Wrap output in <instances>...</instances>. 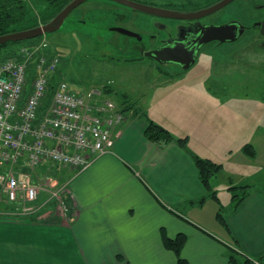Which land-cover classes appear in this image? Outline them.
I'll list each match as a JSON object with an SVG mask.
<instances>
[{"label":"crops","instance_id":"1","mask_svg":"<svg viewBox=\"0 0 264 264\" xmlns=\"http://www.w3.org/2000/svg\"><path fill=\"white\" fill-rule=\"evenodd\" d=\"M120 99L131 105L127 94ZM128 110L111 151L77 173L65 171L71 197L65 209L51 207L40 220L0 216V264H175L178 258L226 264L232 251L264 264V140L208 151L204 158L222 168L205 186L193 149L148 140L147 119ZM186 136L188 144L192 135ZM247 143L253 156L243 150ZM230 171L235 185L229 176L226 187L215 188ZM217 191L228 194V207L217 212L216 205L213 216L199 221L194 209L216 201ZM179 234L184 243L176 252L166 240Z\"/></svg>","mask_w":264,"mask_h":264},{"label":"rangeland","instance_id":"2","mask_svg":"<svg viewBox=\"0 0 264 264\" xmlns=\"http://www.w3.org/2000/svg\"><path fill=\"white\" fill-rule=\"evenodd\" d=\"M132 1L164 8L206 4L205 0ZM234 4L229 12L242 16L240 13L246 6ZM34 6L38 11V6ZM148 17L155 16L112 0H86L66 17L59 29L15 42V46L30 47L40 40L46 41L48 51L60 57V78L73 91L81 93L108 84L111 89L108 97L115 103L127 94L135 115L163 126L177 138L192 135L186 146L199 157L211 155L208 152L211 150H235L251 137L256 138L255 142L264 140V51L256 53L244 39L220 46L209 44L189 69L166 70L150 57L134 53L130 49L132 37L110 29L121 27L146 36L143 26ZM6 53L5 47L0 57H6ZM125 113L128 115V110ZM49 166L57 171L56 177L65 173L61 168ZM40 170L42 174L53 175L46 165ZM234 175L233 171L223 172L224 177L215 188L226 187L229 176L233 178L231 185H235ZM64 177L58 180L64 182ZM217 192L216 201L208 198L194 209L199 221L208 220L217 207V212L223 206L228 207V194ZM0 205H4L2 200ZM54 206L52 203L40 208L36 219ZM252 260L260 264L257 259Z\"/></svg>","mask_w":264,"mask_h":264},{"label":"built area","instance_id":"3","mask_svg":"<svg viewBox=\"0 0 264 264\" xmlns=\"http://www.w3.org/2000/svg\"><path fill=\"white\" fill-rule=\"evenodd\" d=\"M59 64L44 40L0 57V216L32 217L51 202L65 209L69 180L39 168L77 173L112 150L125 121L122 106L102 87L78 93L61 78L45 104Z\"/></svg>","mask_w":264,"mask_h":264},{"label":"flooded vegetation","instance_id":"4","mask_svg":"<svg viewBox=\"0 0 264 264\" xmlns=\"http://www.w3.org/2000/svg\"><path fill=\"white\" fill-rule=\"evenodd\" d=\"M8 1L10 2V0ZM219 1L221 0H205L206 4L193 6L191 8L180 6L158 8L178 11L181 13H189L208 9ZM236 1L237 0H232L229 3L220 7L219 9L195 19H176L169 16L158 15H153L155 17H148V19L144 21L145 26H143V29L147 30L146 36L140 34V40H137L136 37H132L134 41L131 42L132 46L130 47V49L141 57L145 56V52H149L157 48L163 49L165 47H175V49L171 53H165L164 55L168 56V54H170V56H174L177 59L181 60L186 58L189 49L191 50L192 48L194 49L195 56L197 55L195 62L201 54L202 49L207 47L209 44L214 46H220L225 44L236 43L239 40L244 39V42H250V45H252L253 49L255 48V50L257 51L256 53L264 51V0H240L238 2ZM6 2L7 1H4V5H6ZM239 3H241L242 6H246L240 13L242 16L236 13H230L229 10L233 6V4L236 6L239 5ZM18 6L21 10L20 4H18ZM40 8H43V11H41ZM38 9L39 10L36 11V19L32 21V24L34 26L49 21L61 10L60 9L58 12H56L47 21H44L43 19L47 18L52 13L54 8H52L46 3H43L39 5ZM4 10L6 13L7 11L5 7ZM233 24H237L238 26H240V28L238 27L235 30L232 26L230 28L231 31L229 35L234 36L235 39H226L225 41H220L216 39L211 40L202 46L197 45V36L199 33L198 29L201 27V25L206 26ZM239 30L241 33L239 32ZM150 58L166 70L171 69V71H173L174 67L183 70L181 69V66L179 64H176L174 62H158L154 58ZM247 65L251 64L247 63Z\"/></svg>","mask_w":264,"mask_h":264},{"label":"trees","instance_id":"5","mask_svg":"<svg viewBox=\"0 0 264 264\" xmlns=\"http://www.w3.org/2000/svg\"><path fill=\"white\" fill-rule=\"evenodd\" d=\"M4 1H7L6 5H4ZM69 1L70 0H33V1L10 0L9 2L8 0H0V35L16 30L33 27L34 25L32 24V21L36 19V8L34 4L39 7L40 4L46 3L50 5L52 8H54L52 13L47 18L43 19L44 21H47L63 6H65ZM18 4H20L21 10L19 9ZM4 7L6 8L7 11L6 13ZM16 42H20V41H16ZM14 46H15V42H7L4 44H0V53L6 47V52H7L6 54H10L9 51L10 50L12 51ZM59 77H60L59 74L56 73L51 78L48 85L45 104H47L49 99L51 98ZM106 91H109L108 88L106 89ZM129 107L131 108V105L128 107L126 106L123 109L126 111L130 109ZM144 135L148 140L156 144L158 143L166 144L169 142H176L180 146H185L187 143V137L176 138L166 128H164L159 124L154 123L150 119H147V127L145 129ZM243 150L249 156H253L255 154L254 148L250 143L244 144ZM192 159L194 161L196 168L198 169L199 178L201 182L205 186H208L211 178L221 170L222 165L208 158L199 157L197 155H193ZM56 167L60 169V167H58L57 165ZM40 169L41 168H39V170ZM51 169L50 171L52 172V174L56 176L57 171ZM58 176H61V174H59ZM59 178L62 179V177ZM67 200H69V198ZM2 203L4 202L2 201ZM52 203L53 202H51L49 205L51 206ZM33 218L35 219L36 216H33ZM183 243H184V236L180 234L173 239L166 240V245L176 252L180 250ZM175 264H188V262L183 258H178ZM226 264H256V263L253 262V260L250 259L249 257L244 256L238 252L232 251L228 256V260Z\"/></svg>","mask_w":264,"mask_h":264},{"label":"water","instance_id":"6","mask_svg":"<svg viewBox=\"0 0 264 264\" xmlns=\"http://www.w3.org/2000/svg\"><path fill=\"white\" fill-rule=\"evenodd\" d=\"M86 0H70L53 18L45 23H41L37 26L16 30L12 32H8L5 34L0 35V44H4L7 42H16V41H23L26 39L34 38L40 35H43L48 32H53L61 27L64 23L66 17L72 12L74 8H76L79 4L83 3ZM115 1L123 6L129 7L131 9H135L137 11L145 12L151 15H158V16H169L176 19H195L202 17L203 15L209 14L223 5L229 3L232 0H221L218 3L212 5L208 9L196 11V12H189V13H181L178 11L167 10L163 8L148 6L139 2H135L132 0H112ZM231 26L233 29H237V24L233 25H206L202 26L198 29V46H202L211 40H220L225 41L226 39H235L234 36H230L229 33L231 31ZM113 31L121 33L125 36L129 37H136L137 40L141 39L140 34L133 32L131 30L121 28V27H111ZM240 32V30H239ZM241 33V32H240ZM175 47H165L163 49L157 48L155 50L145 52V56H149L154 58L156 61H171L181 66V69H189L191 66L194 65L196 56L194 54V49H189L186 58L184 59H177L174 56H165V53H171Z\"/></svg>","mask_w":264,"mask_h":264}]
</instances>
